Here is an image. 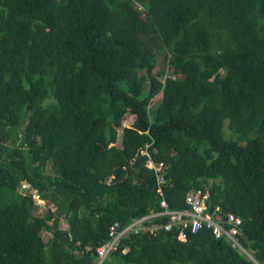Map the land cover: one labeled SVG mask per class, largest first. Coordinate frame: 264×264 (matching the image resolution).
<instances>
[{
  "label": "trees",
  "instance_id": "1",
  "mask_svg": "<svg viewBox=\"0 0 264 264\" xmlns=\"http://www.w3.org/2000/svg\"><path fill=\"white\" fill-rule=\"evenodd\" d=\"M197 189L264 264V0H0V264H97L112 225ZM176 234H129L101 264H256Z\"/></svg>",
  "mask_w": 264,
  "mask_h": 264
},
{
  "label": "built area",
  "instance_id": "2",
  "mask_svg": "<svg viewBox=\"0 0 264 264\" xmlns=\"http://www.w3.org/2000/svg\"><path fill=\"white\" fill-rule=\"evenodd\" d=\"M140 154L147 156L145 165L154 172L159 194H162L160 185L165 183V165L163 162L154 163L146 148L141 149ZM207 200L208 192L197 189L186 194L184 201L186 208L184 210L171 209L166 201L162 199L160 202L161 212L135 219L124 228H118V224L112 225L109 228V240L96 249L97 264H101L109 253L116 250L120 240L128 234L138 233L142 230L155 234L160 229L165 231L175 229L177 231L176 239L181 242H186L188 234H197L201 230L210 231L217 239L225 238L229 240L231 245L238 249L239 253L246 255L256 263L251 251L246 250L237 237L239 227L242 224L241 219L232 214L221 217L217 214L218 209L215 212H209ZM157 216L167 217V222L163 225H145L146 220Z\"/></svg>",
  "mask_w": 264,
  "mask_h": 264
},
{
  "label": "rangeland",
  "instance_id": "3",
  "mask_svg": "<svg viewBox=\"0 0 264 264\" xmlns=\"http://www.w3.org/2000/svg\"><path fill=\"white\" fill-rule=\"evenodd\" d=\"M161 67H163L162 66V60H161V57H158V64H157V66H156V68L153 70V73L154 74H156L157 73V71L159 70V68H161ZM160 98H161V94H159V95H157L156 97H154L152 100H151V105L150 106H153V105H155L156 103H158L159 102V100H160ZM27 186H22L20 189H19V191L21 192V193H23L24 191H25V188H26ZM34 194H35V192H33ZM35 199H37V197L35 196ZM35 207H34V209L32 210V213L34 214V215H36V216H43L44 214H45V212H46V210L47 209H51V211H54V207H52L51 205H46L43 201H41V200H36V202H35ZM61 227L62 228H67V225H66V223H65V221L64 220H62V222H61ZM42 237H43V239H44V241H47L48 239H49V237H50V234L48 233V232H43L42 233Z\"/></svg>",
  "mask_w": 264,
  "mask_h": 264
},
{
  "label": "clouds",
  "instance_id": "4",
  "mask_svg": "<svg viewBox=\"0 0 264 264\" xmlns=\"http://www.w3.org/2000/svg\"><path fill=\"white\" fill-rule=\"evenodd\" d=\"M35 194H36V193H35ZM35 196H36V195H35ZM35 196H34V197H35ZM35 200H38V199H35ZM134 220H135V219H134ZM132 221H133V220H132ZM132 221H131V222H132ZM131 222H130V223H131ZM130 223H129V224H130ZM129 224H127V225H129ZM127 225H125V226L121 225V226L118 227V228H124V227H126ZM118 226H119V224H118ZM130 234H132V233H130ZM128 235H129V234H128ZM124 238H125V237H124Z\"/></svg>",
  "mask_w": 264,
  "mask_h": 264
},
{
  "label": "water",
  "instance_id": "5",
  "mask_svg": "<svg viewBox=\"0 0 264 264\" xmlns=\"http://www.w3.org/2000/svg\"><path fill=\"white\" fill-rule=\"evenodd\" d=\"M122 224L120 223L118 227H120Z\"/></svg>",
  "mask_w": 264,
  "mask_h": 264
}]
</instances>
